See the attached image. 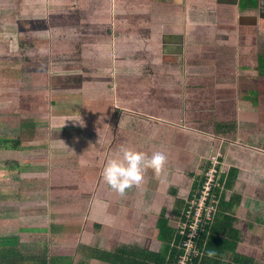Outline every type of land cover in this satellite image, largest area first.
Segmentation results:
<instances>
[{"label": "crops", "instance_id": "crops-1", "mask_svg": "<svg viewBox=\"0 0 264 264\" xmlns=\"http://www.w3.org/2000/svg\"><path fill=\"white\" fill-rule=\"evenodd\" d=\"M11 93L2 251L16 245L24 264H134L166 252L161 220L175 243L221 154L220 199L233 206L219 201L213 224L234 216L239 234L222 264H264V0H0V101ZM121 148L166 162L118 197L101 172Z\"/></svg>", "mask_w": 264, "mask_h": 264}, {"label": "built area", "instance_id": "built-area-1", "mask_svg": "<svg viewBox=\"0 0 264 264\" xmlns=\"http://www.w3.org/2000/svg\"><path fill=\"white\" fill-rule=\"evenodd\" d=\"M219 156L211 157L193 191L178 224L179 241L173 244L172 260L168 264H196L201 258L202 234L213 224L226 181L227 170ZM205 241V242H204Z\"/></svg>", "mask_w": 264, "mask_h": 264}, {"label": "trees", "instance_id": "trees-1", "mask_svg": "<svg viewBox=\"0 0 264 264\" xmlns=\"http://www.w3.org/2000/svg\"><path fill=\"white\" fill-rule=\"evenodd\" d=\"M234 174H231V177ZM232 185L230 181L229 186ZM222 197V196H221ZM223 199V198H221ZM220 199V201H221ZM221 211L232 208L233 204L229 202L221 201ZM160 237L167 245L166 252L158 254H147L144 256L142 261H149L154 264H168L172 260V257L168 259L169 252L172 250V244H174V238L176 236V231L170 228L167 220H161L160 224ZM239 234L235 228V218L234 216H225L220 212L216 217L214 224L208 226L205 232L202 234V242L206 240L203 244V255L197 259L196 264H222L225 263L227 256V251L236 253V249L239 241ZM8 239L2 240V242H7ZM179 241V236L177 233V239L175 242ZM16 246V245H15ZM15 246L9 247L5 251L0 248V264H24L22 260L19 261L18 254L20 249H16ZM173 251H175L173 249ZM140 256L136 255V258ZM216 257V258H214ZM214 258V259H212ZM21 259V258H20ZM141 260L136 259L134 264H138ZM46 263V260H42ZM142 262V263H143Z\"/></svg>", "mask_w": 264, "mask_h": 264}, {"label": "clouds", "instance_id": "clouds-1", "mask_svg": "<svg viewBox=\"0 0 264 264\" xmlns=\"http://www.w3.org/2000/svg\"><path fill=\"white\" fill-rule=\"evenodd\" d=\"M4 38L10 40L14 47V35L5 34ZM71 120L79 121V123L83 125V121L80 117L79 119ZM165 162L166 156L160 151L153 152L150 156H146L121 148L105 161L101 176L110 191L115 193L118 197H123L127 191L141 186L143 183V175L146 170L152 169L154 173L159 174Z\"/></svg>", "mask_w": 264, "mask_h": 264}, {"label": "rangeland", "instance_id": "rangeland-1", "mask_svg": "<svg viewBox=\"0 0 264 264\" xmlns=\"http://www.w3.org/2000/svg\"><path fill=\"white\" fill-rule=\"evenodd\" d=\"M142 52H143L142 50L137 49L136 56H139V57L138 58L136 57V58L138 61H140L138 63H142L141 62L142 61V57H141ZM138 53H141V54L138 55ZM138 65L139 64H137V66ZM137 69H139V68H137ZM139 70L141 71V69H139ZM15 105H16V102L14 99V95H12V93H11V97L8 98L5 103H4V100L0 101V114L6 112V114L3 116V118H5L6 121H0L2 123V127L0 128V132L2 133V131H3V135L6 134L5 136L11 137V138H8V140H13V141H7V143L5 145L7 146V148H12V149L14 147H16L15 137L11 133L12 131L9 134V131H7L8 130L7 127H3V126H7V123H8V125L11 124V126L14 127L15 123L13 121H14V119H16L18 117V114H16V106ZM4 108L6 109L5 111H3ZM18 113H20L19 110H18ZM5 145H4V147H5ZM217 155H215V156H217ZM215 156H212V157H215ZM220 156H222V155L220 154ZM225 168H226V166H225ZM249 239H250V237H248V241H249Z\"/></svg>", "mask_w": 264, "mask_h": 264}]
</instances>
